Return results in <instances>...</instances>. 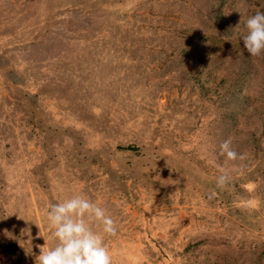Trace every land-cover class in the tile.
<instances>
[{
	"label": "rangeland",
	"instance_id": "1",
	"mask_svg": "<svg viewBox=\"0 0 264 264\" xmlns=\"http://www.w3.org/2000/svg\"><path fill=\"white\" fill-rule=\"evenodd\" d=\"M256 11L0 0V264L54 247L48 207L73 195L116 221L113 264H264V56L243 46ZM229 138L245 160L220 155Z\"/></svg>",
	"mask_w": 264,
	"mask_h": 264
},
{
	"label": "clouds",
	"instance_id": "2",
	"mask_svg": "<svg viewBox=\"0 0 264 264\" xmlns=\"http://www.w3.org/2000/svg\"><path fill=\"white\" fill-rule=\"evenodd\" d=\"M245 27L243 46L248 55L253 58L264 56V11L250 15ZM220 155L228 161L246 159L244 153L233 148L231 138L220 144ZM220 171L216 187L223 190L230 182V174L223 168ZM215 194L213 190L209 199ZM47 220L55 246L46 247V243L37 245L40 253L35 257V264H113L104 235L115 236L118 228L105 208L84 195H73L62 202L50 204ZM93 225L100 231H95Z\"/></svg>",
	"mask_w": 264,
	"mask_h": 264
},
{
	"label": "trees",
	"instance_id": "3",
	"mask_svg": "<svg viewBox=\"0 0 264 264\" xmlns=\"http://www.w3.org/2000/svg\"><path fill=\"white\" fill-rule=\"evenodd\" d=\"M128 149H130V150H136L135 148L133 149V147H128Z\"/></svg>",
	"mask_w": 264,
	"mask_h": 264
}]
</instances>
